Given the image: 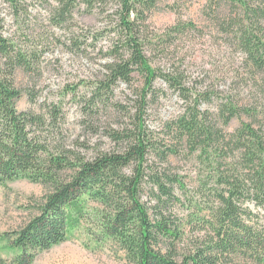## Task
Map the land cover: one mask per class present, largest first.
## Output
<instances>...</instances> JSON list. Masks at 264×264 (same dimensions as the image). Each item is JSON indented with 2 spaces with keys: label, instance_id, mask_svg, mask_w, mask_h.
<instances>
[{
  "label": "trees",
  "instance_id": "trees-1",
  "mask_svg": "<svg viewBox=\"0 0 264 264\" xmlns=\"http://www.w3.org/2000/svg\"><path fill=\"white\" fill-rule=\"evenodd\" d=\"M47 1L3 0L19 24L30 7ZM108 1L54 0L49 20L60 27L72 20L78 2L88 12L103 13ZM159 1L112 0L115 9L100 31L110 39L102 54L109 58L85 84L83 112L89 120L101 109L118 116L116 127L106 132L115 148L92 149L90 155L79 150L88 149L85 144L67 143L57 105L45 112L17 109L21 90L15 72L35 71L38 56L6 35L0 17V185L26 179L45 189L24 225L0 233V249L10 255L0 264H32L38 253L66 241L84 223L96 243H116L133 264H264V226L250 222L255 216L247 205L264 204V0L204 4L216 38L238 55L245 84L253 82V105L239 93L218 98L217 91L196 90L180 66L152 65L155 33L149 16ZM177 1L167 4L175 23L156 36L168 46L179 33L199 32L181 18ZM79 45L73 41L75 49ZM157 80L165 86L156 87ZM122 84L131 93L125 103L115 99ZM167 91L182 101L183 110L152 128V106ZM211 99L214 110L201 108ZM232 120L238 126L225 130ZM183 149L201 165L191 195L170 161ZM179 202L191 209L185 223L174 212ZM186 240L188 248H182Z\"/></svg>",
  "mask_w": 264,
  "mask_h": 264
},
{
  "label": "rangeland",
  "instance_id": "rangeland-1",
  "mask_svg": "<svg viewBox=\"0 0 264 264\" xmlns=\"http://www.w3.org/2000/svg\"><path fill=\"white\" fill-rule=\"evenodd\" d=\"M173 0H160L157 9L149 16L150 30L153 32L150 46V59L153 66H180L187 73V85L196 90L217 91L218 98L240 94L243 102L252 103V85L237 54L227 48L223 40L217 39L210 20L205 13V0H178L176 8L180 9L181 18L197 25L199 32L184 31L174 38L172 46L156 36H164L176 20L175 14L167 7ZM54 0L37 4L29 8L25 23L15 21L3 0H0V17L3 18L5 33L23 48L35 50L38 56L37 68L33 72H15V85L21 90L16 102L18 110L45 112L46 106L57 105L63 114V133L67 143L85 144L88 149H79L90 155L92 149L112 150L115 144L106 135L109 126L116 127L118 116L111 111L101 109V114L89 120L83 112L84 99H87V83L93 81L107 56H102L110 44L109 37L100 36L109 13L115 9L112 0L101 9L93 8L88 12L82 3H77L72 13V20L64 25L54 26L49 20ZM175 10V9H174ZM98 38L95 40V38ZM25 38V39H22ZM73 41L80 43L75 49ZM138 77V76H137ZM86 82V83H84ZM140 82L137 78L136 84ZM156 87L165 86L160 80ZM116 101L126 102L131 96L126 85H119L115 91ZM216 101L203 103L201 108L214 110ZM183 110V104L174 94L167 91V96L159 98L152 106L149 122L152 128H158L159 122L169 120ZM99 112V113H100ZM245 121L247 119L243 118ZM121 120V119H120ZM238 120H232L225 130L231 131L238 126ZM173 170L186 183L187 192L197 189V173L201 165L195 155L183 149L178 157H170ZM45 189L42 185L26 179L10 181L0 185V233L10 232L24 225L35 213L36 206ZM183 199V198H182ZM201 203L199 196L194 197ZM201 205V204H200ZM253 212L252 224L264 226V204L255 205L248 202ZM175 214L185 223L191 209L179 202L175 205ZM88 224L81 225L64 242L37 254L32 264H133L123 249L113 242L96 243L90 234ZM187 236L190 232L186 226ZM200 233L204 231H199ZM191 237V236H190ZM188 241L184 247L188 248ZM181 247V246H180ZM0 258L10 259V255L0 249Z\"/></svg>",
  "mask_w": 264,
  "mask_h": 264
}]
</instances>
